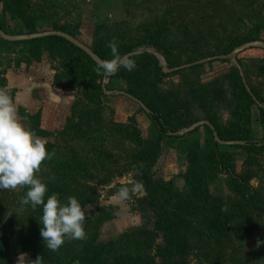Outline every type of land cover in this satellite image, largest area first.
Returning a JSON list of instances; mask_svg holds the SVG:
<instances>
[{
    "label": "rangeland",
    "instance_id": "obj_1",
    "mask_svg": "<svg viewBox=\"0 0 264 264\" xmlns=\"http://www.w3.org/2000/svg\"><path fill=\"white\" fill-rule=\"evenodd\" d=\"M21 15L35 32H69L105 51L108 60L114 39L121 57L135 61L132 71L103 78L105 97L93 101L82 93L84 85L76 93L64 88L79 76L67 51L32 59L28 45L0 37V89L12 97L18 122L54 146H45L51 159L35 175L47 188L61 186V202L90 196L81 206L83 241L106 246L100 249L106 264H170L164 233L155 226L164 220L182 242L169 258L173 264H264V148H217L232 162V176L245 179L253 201L231 174H213L202 163L213 133L235 119L243 122V114L250 118L244 140L264 142V115L255 104L242 113L234 95L240 79L264 114V51L230 55L247 42H264V0H0L8 31ZM121 91L171 117L177 137L159 135ZM48 170L62 171V179L46 183L41 174ZM150 183L168 192L155 196ZM121 188L127 198L113 200ZM26 191L0 190V238L6 242L0 260L36 264L40 256L41 264H51L62 245L54 252L43 245L41 209L19 207Z\"/></svg>",
    "mask_w": 264,
    "mask_h": 264
},
{
    "label": "trees",
    "instance_id": "obj_2",
    "mask_svg": "<svg viewBox=\"0 0 264 264\" xmlns=\"http://www.w3.org/2000/svg\"><path fill=\"white\" fill-rule=\"evenodd\" d=\"M18 14H14V17ZM3 19L0 18V30L6 34L9 35H24V34H32V33H37L34 31L32 26L29 24L25 23V18L23 16H18L16 21H14V26L13 28H9L10 31L7 30V28L4 26V23L6 22L2 21ZM65 33V32H64ZM66 34H69L73 38H75L71 33L67 32ZM6 44L10 45H28L29 52L31 54L32 59H39L41 54L44 52L47 53H52L57 50H61L62 52L67 51L68 52V57L71 56L69 62L74 61L77 66L75 67V70L77 71L78 75L77 78L75 77V80L72 82L69 81V83L64 86L66 89H70L74 91L75 93L82 87V93L84 96L88 98V100H100L101 98L105 97V92L104 86L102 84V79L103 78H108L104 77L102 70H99L98 65L93 62L89 56H87L84 52L70 44L68 41L64 40L63 38L56 37V36H47L43 38H37V39H32V40H27V41H21V42H7L4 41ZM64 50V51H63ZM101 60L105 61L108 60L106 57V52L103 51L102 49L99 48H94L91 49ZM123 68L118 69V71L113 74L114 76H120L122 74ZM79 78V80H77ZM81 79V82H80ZM234 95L237 96V101L241 105V111L242 113H248L249 112V107L250 105H257L258 110L261 112V115L263 114V110L260 107L259 102L253 97L252 93L247 91V89L244 88L243 82L238 79L234 82ZM124 92V91H123ZM126 94L132 96L133 98L139 100L147 109L148 113H146L148 119L152 123V125L157 129V132L159 135L166 136L167 138H176L175 129L172 126L173 119L171 117H168L166 114L160 113L159 110L154 111L153 108L149 106V104L145 101H143L139 96H136L134 94H131L129 92H125ZM123 96V95H122ZM126 97V96H124ZM128 98V97H126ZM130 99V98H128ZM131 100V99H130ZM133 101V100H131ZM134 102V101H133ZM136 103V102H135ZM137 104V103H136ZM238 104V105H239ZM74 102L70 108L72 111L73 109ZM138 105V104H137ZM139 106V105H138ZM140 107V106H139ZM139 109L142 110L140 107ZM245 120L242 122H237L235 119L234 122L230 124L229 127L227 128H222L221 131L216 132V136L219 140L221 141H237L241 142L242 144H237V145H231V146H224L220 145L214 140L211 142H208L207 147H208V156L203 158V162L201 159V162L203 164L209 165V170L215 173H224V174H233V166L232 162L230 161L229 157L227 156H221L217 152L218 147H234V148H241L245 151L251 150V149H260L264 148V142H259V143H252L250 141H245L244 138H247L248 131H249V125H250V118L248 114H243ZM247 133V134H246ZM41 137H45L46 135H38ZM45 146H50L54 147L53 144L46 142ZM48 160V159H47ZM47 160L45 162H47ZM50 160V159H49ZM44 163V162H43ZM74 169V167H73ZM205 168H203L204 170ZM57 172V171H56ZM198 172L202 174L203 171H200L198 169ZM197 172V173H198ZM51 172L48 170V173H43L41 175H44L46 177V183L47 182H52L55 181L58 183V180L62 179V171L61 173H55L53 175L50 174ZM50 174L49 178L48 175ZM57 179V180H56ZM74 179V178H72ZM232 181L235 182L236 185L240 186L243 188L244 191L247 192L248 198L253 201L254 195L251 193V189L249 186L246 184V181L242 177H236L232 176ZM150 182V181H149ZM189 182V180H188ZM152 186V192L155 196H159L160 194H163L164 192H168V188H164L163 186L156 185L150 183ZM48 187V186H47ZM199 190H204V186L199 185ZM62 189L61 186L56 185V187H51L47 188V192L45 193V199L47 198L48 195H51L52 193H56L57 197L60 195ZM64 193V191H62ZM90 200V196L87 198H79V203L81 206H84L88 203ZM39 210L41 209L40 206H37ZM38 213V212H37ZM36 215V214H35ZM156 229L159 230L160 232L164 233L163 234V241H164V248L163 252L165 254L164 260H167L168 263L173 262L169 259L173 256L174 252L178 247H180V244L182 242H179L178 238H175L173 236L174 234V227L172 225L167 224V222H164V220H158L155 224ZM2 240L4 245L6 246V242L4 238H0V244H2ZM20 246H25L28 248V244L24 242V240H20L18 242ZM78 244V245H77ZM75 243V240H70V239H65L64 243L62 244V251L59 250V254H62L58 256V259L55 260L51 264H106L105 259L103 258L104 255L100 254V249L103 248V250H106V246H99V248H96L95 246H89L88 243L85 241L81 240V243L79 244L77 242ZM82 247V257H79L81 254L78 252L79 248ZM43 252L45 250L40 249ZM41 251V252H42ZM103 254V253H102ZM1 258L4 260V253L2 252ZM42 260V259H41ZM30 263L25 262V264H31L32 260L29 258ZM44 260H42L43 262ZM0 264H7L6 262H2L0 260ZM34 264V263H32Z\"/></svg>",
    "mask_w": 264,
    "mask_h": 264
},
{
    "label": "clouds",
    "instance_id": "obj_3",
    "mask_svg": "<svg viewBox=\"0 0 264 264\" xmlns=\"http://www.w3.org/2000/svg\"><path fill=\"white\" fill-rule=\"evenodd\" d=\"M111 59L101 61L99 70L104 77L115 74L123 68L132 71L135 61L121 57L116 41L107 44ZM52 153L46 151L45 142L35 137V133L22 126L17 120V108L9 93L0 89V190L15 189L27 186V191L19 202L20 210L24 206L36 209L41 207L40 236L43 245L51 251H57L65 239L83 240L85 211L75 197L69 196L66 202H61L56 193L48 195L47 185L35 175L41 162L51 159ZM128 190L119 189L113 200L127 198ZM36 264H41L37 256Z\"/></svg>",
    "mask_w": 264,
    "mask_h": 264
},
{
    "label": "water",
    "instance_id": "obj_4",
    "mask_svg": "<svg viewBox=\"0 0 264 264\" xmlns=\"http://www.w3.org/2000/svg\"><path fill=\"white\" fill-rule=\"evenodd\" d=\"M47 36H56V37L63 38L64 40L68 41L70 44H72L73 46H75L76 48H78L79 50L84 52L87 56H89V58L93 62H95L98 66H99L100 62L103 61L100 58H98V56L90 48L85 46L79 40H77L76 38H73L69 34H66V33L61 32V31H44V32H37V33L24 34V35H9V34H6L0 30V37L4 41H7V42H21V41H27V40L37 39V38H43V37H47ZM250 48L251 49L252 48H259V49L264 51V42L263 41L247 42L241 46L236 47L230 55L236 57V55H238L239 53H241L247 49H250ZM173 70L174 69H165V68L162 69V71L164 73L172 72ZM247 91H248V89H247ZM120 94L123 96H126V97L130 98L131 100H133L134 102H136L142 108V110L145 113L149 112L148 109L139 100L133 98L132 96H130V95H128L122 91L120 92ZM213 136H214L215 142H217L220 145L231 146V145L242 144L241 142H237V141H230V142L221 141L217 138L215 133H213Z\"/></svg>",
    "mask_w": 264,
    "mask_h": 264
},
{
    "label": "crops",
    "instance_id": "obj_5",
    "mask_svg": "<svg viewBox=\"0 0 264 264\" xmlns=\"http://www.w3.org/2000/svg\"><path fill=\"white\" fill-rule=\"evenodd\" d=\"M70 108V107H69Z\"/></svg>",
    "mask_w": 264,
    "mask_h": 264
}]
</instances>
